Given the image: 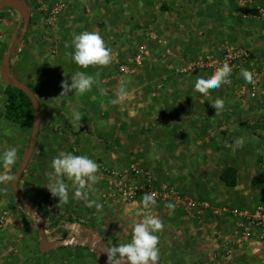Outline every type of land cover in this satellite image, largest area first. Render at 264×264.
<instances>
[{
	"label": "crops",
	"instance_id": "obj_1",
	"mask_svg": "<svg viewBox=\"0 0 264 264\" xmlns=\"http://www.w3.org/2000/svg\"><path fill=\"white\" fill-rule=\"evenodd\" d=\"M24 1L30 8V24L12 55L11 72L34 93L41 122L32 159L18 185L42 218L46 239L59 243L98 238L106 249L129 242L133 225L141 219L135 213L142 206L106 202L103 196L109 184L102 168L122 172L135 164L151 175L154 192L172 190L200 205L191 216L182 207H166L172 201L143 210L164 222L158 233L159 264H264L260 230L229 259L218 256L237 240L241 221L237 213L264 206V24L256 19L264 0H252L255 4L245 0H48V7L58 1L66 4L53 28L43 26L33 0ZM3 10L0 153L16 147L18 159L7 169L0 165V175H12L29 147L32 129L27 122L15 124L6 116L3 58L22 21L16 10ZM5 12L11 15L4 20ZM82 31H96L103 37L112 49L109 66L81 68L73 62L72 38ZM142 47H146L143 64L123 75L121 67L130 65ZM226 48L252 54L251 67L263 73L257 98H251L248 81L241 75L242 69L250 72L246 65L231 73L229 84L211 88L207 95L194 85L197 77L212 73L180 74L185 65L206 55L220 58ZM76 71L94 76L98 72L97 83L84 94L59 98L61 83H70ZM121 84L128 95L113 104ZM217 98L225 103L216 114L211 103ZM74 110L82 113L80 122L73 119ZM241 138L242 147L236 143ZM61 152L87 155L99 164V180L89 189V200L100 204L99 209L86 207L72 195L70 179L65 178L70 190L67 203L48 190L51 162ZM229 168L237 171L234 188L221 180ZM137 182L146 180L141 177ZM9 185L0 179V195L6 196H0V218L2 210L7 211L0 231V264H102L94 247L71 245L41 253L37 226L9 196ZM205 203L211 208L203 209ZM216 209L226 212L215 215ZM75 217L80 218L73 226L75 232L65 235L66 230L60 229L69 228L68 221ZM54 232L62 236L55 234L54 239Z\"/></svg>",
	"mask_w": 264,
	"mask_h": 264
},
{
	"label": "clouds",
	"instance_id": "obj_2",
	"mask_svg": "<svg viewBox=\"0 0 264 264\" xmlns=\"http://www.w3.org/2000/svg\"><path fill=\"white\" fill-rule=\"evenodd\" d=\"M73 52L70 54L73 62L81 68L89 66L107 67L113 60L112 49L108 47L103 37L96 31H82L72 38ZM211 60V58L209 57ZM213 63H215L213 61ZM232 67L224 62L221 67L208 76L197 77L194 88L196 91L208 94L211 88H220L221 85L230 83V75ZM241 75L248 82L252 81V74L248 70H241ZM99 73L89 75L84 71H76L68 81L61 83L60 97L68 96L69 93L84 94L90 91L94 84L97 83ZM102 94L104 91L102 90ZM128 93L126 86L121 84L119 87L116 99L112 103L123 101ZM224 100L221 98L215 99L211 106L217 114L219 110L224 108ZM161 110V109H160ZM159 110V111H160ZM159 113V112H158ZM73 119L77 122L82 120V113L79 110H74L72 113ZM158 116V115H157ZM238 146H243L244 140L236 141ZM18 153L16 147L7 148L0 153V165L7 169L17 162ZM53 172L50 173V183L47 186L48 190L54 197H58L59 201L67 203L69 201L70 190L65 182V178L73 181L74 191L72 195L75 198L83 201L85 206L91 208L95 206L97 209L101 207L95 201L89 200V189L99 180V164L87 155H75L72 152H61L51 162ZM0 179L9 181L11 184L16 179L14 175H0ZM156 193H145L142 196V209L137 210L136 216L141 219L132 227V238L129 242L118 243L111 248L106 249L107 264H158L159 261V235L163 229V220L148 209L156 203ZM169 209L175 207L173 203L166 205Z\"/></svg>",
	"mask_w": 264,
	"mask_h": 264
},
{
	"label": "built area",
	"instance_id": "obj_3",
	"mask_svg": "<svg viewBox=\"0 0 264 264\" xmlns=\"http://www.w3.org/2000/svg\"><path fill=\"white\" fill-rule=\"evenodd\" d=\"M47 2L48 0H33L36 8L42 13L41 21L43 26L46 28H53L65 12L66 4L62 1H58L48 7L46 5ZM244 2L247 4H255L252 0H245ZM256 19L264 24V8L258 9ZM145 53L146 47H142L139 54L135 56L130 65H124L121 67L122 74L130 75L134 73L135 69L143 64V56ZM213 61L215 63H213ZM252 61V54L248 50L226 48L220 58H216L213 55H206L202 59L192 61L185 65V67L180 70V74L196 75L201 72L213 73L215 69L221 67L224 62H227L232 67L233 71H240L241 68L246 65L250 67V73L252 74V81L248 82L250 96L255 99L260 92L263 73L262 71L251 67ZM102 171L109 184L108 188L104 190L103 196L108 203L112 202L126 205L139 204L142 206L140 203L142 196L145 193L154 192L151 188V175L144 172L135 164H131L122 172L107 167H103ZM141 177L145 178L146 183L137 182V179ZM155 199L156 202L172 201L175 206L182 207L188 216H191L193 211L200 206L192 198L182 196L172 190H165L161 193H156ZM201 206L206 210L211 208L206 203ZM223 212H226V209H216L213 211L215 215H220ZM237 216L241 219L237 229V240L232 244H228L226 252L218 256L229 259L235 251L242 250L252 239L255 230H260L264 236V206H259L251 211L237 213ZM215 258L217 259V257Z\"/></svg>",
	"mask_w": 264,
	"mask_h": 264
},
{
	"label": "water",
	"instance_id": "obj_4",
	"mask_svg": "<svg viewBox=\"0 0 264 264\" xmlns=\"http://www.w3.org/2000/svg\"><path fill=\"white\" fill-rule=\"evenodd\" d=\"M5 8H11L16 10L22 20V30L21 35L18 38L19 31H16L14 38L7 50V52L4 55L3 58V64H2V78L4 83L7 86H12L14 88H17L18 90L22 91L31 101V104L34 109V118H33V127L31 132V139L29 143V147L24 154V157L22 159V163L20 165V168L17 172L16 179L11 184V189L16 195L18 201L21 203V205L24 207V209L27 211L30 219L35 222L37 229H38V237H39V250L41 253H47L52 250L67 247L71 245H81L86 248H92L95 247V243L90 240L86 239L84 242H80L77 239H70L63 242L55 243V242H49L45 237V225L42 221V218L38 214V212L26 201L24 198L20 188H19V181L21 180L23 174L25 173L35 150L37 139H38V132L40 128V122H41V111H40V105L38 100L36 99L34 93L25 85L20 83L11 72V59L12 55L14 53V50L21 45L23 39L25 38V35L27 34L29 24H30V8L28 4L25 1L22 0H3L0 2V11H2ZM99 251H96V254L100 257L102 264H107V255L105 253L106 247L101 248L97 247ZM159 264V263H158Z\"/></svg>",
	"mask_w": 264,
	"mask_h": 264
},
{
	"label": "trees",
	"instance_id": "obj_5",
	"mask_svg": "<svg viewBox=\"0 0 264 264\" xmlns=\"http://www.w3.org/2000/svg\"><path fill=\"white\" fill-rule=\"evenodd\" d=\"M6 97L5 111L8 119L17 124H21V120L24 119L25 123L29 124V128L32 129L34 109L29 98L22 91L12 86L7 87ZM221 180L228 188L236 187L238 184L237 171L232 168L225 170Z\"/></svg>",
	"mask_w": 264,
	"mask_h": 264
},
{
	"label": "rangeland",
	"instance_id": "obj_6",
	"mask_svg": "<svg viewBox=\"0 0 264 264\" xmlns=\"http://www.w3.org/2000/svg\"><path fill=\"white\" fill-rule=\"evenodd\" d=\"M24 1V0H23ZM28 1V3H32V0H27ZM2 11H4V10H2ZM2 11H0V15H1V13H2ZM6 11H8V10H6ZM11 12L10 13H14V11L13 10H10ZM13 11V12H12ZM17 13V15H19V13L18 12H16ZM15 14V13H14ZM11 14H9V13H6L5 12V14H2V19H6L7 17H9ZM16 15V14H15ZM16 15V16H17ZM22 21V20H21ZM22 25V24H21ZM46 28V27H45ZM21 30H22V26H20L19 27V29L17 30V31H19V33H18V38L20 37V35H21ZM18 48H19V46L15 49L16 51L18 50ZM129 63H127L126 65H128ZM24 123V119L23 120H21V124H23ZM15 124H17V123H15ZM19 167L20 166H18V168L12 173V175H16L17 174V172H18V170H19ZM20 183V182H19ZM9 187H10V197H12V200L14 201V203H16L19 207H20V209L22 210V211H24L27 215H28V213H27V211L24 209V207L21 205V203L18 201V199H17V197H16V195L14 194V192L12 191V189H11V185H9ZM1 196V198H5L6 196L5 195H3V194H1L0 195ZM27 201V200H26ZM3 212L1 213V218H0V231L1 230H3V226H4V214L7 212H5V210H2ZM29 216V215H28ZM79 220H80V218H77V217H75V219H73V220H70V221H68V225H69V228H67V229H64V228H61L60 230H66V232H65V235H67L68 233H72V232H75V228L73 227L74 226V224L77 222V223H79ZM36 225V224H35ZM81 225H83V224H81ZM36 228V227H35ZM54 228V227H53ZM56 228V227H55ZM36 230H37V228H36ZM55 234L56 235H58V236H62V234H60V233H56V232H54L53 234H51V236L55 239ZM71 239H76V238H71ZM67 240H70V239H67ZM77 240H79L80 242H84V240L81 238V239H77ZM91 240V239H90ZM66 241V240H65ZM94 242H95V247H94V249H95V251H99L98 249H97V247H101V248H103L104 249V245L103 244H101V242L99 241V239L98 238H95L94 240H93Z\"/></svg>",
	"mask_w": 264,
	"mask_h": 264
}]
</instances>
